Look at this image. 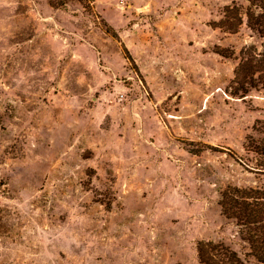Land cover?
<instances>
[{"label": "rangeland", "instance_id": "374dc122", "mask_svg": "<svg viewBox=\"0 0 264 264\" xmlns=\"http://www.w3.org/2000/svg\"><path fill=\"white\" fill-rule=\"evenodd\" d=\"M232 1L0 0V264L248 251L218 201L256 183L264 87L234 78L264 37L212 26Z\"/></svg>", "mask_w": 264, "mask_h": 264}, {"label": "trees", "instance_id": "16d2710c", "mask_svg": "<svg viewBox=\"0 0 264 264\" xmlns=\"http://www.w3.org/2000/svg\"><path fill=\"white\" fill-rule=\"evenodd\" d=\"M81 1V0H80ZM264 37V0H246V4L232 1L223 6L212 26L234 33L241 25ZM223 56L226 50L218 49ZM235 81L247 91L251 85L264 87V48L260 52L241 51L235 69ZM256 136H249L245 151L250 154L256 183L246 186L228 185L220 193L218 204L223 216L236 228L239 239L248 251L242 256L222 240L201 239L196 242L198 264H247L252 256L264 263V120H257Z\"/></svg>", "mask_w": 264, "mask_h": 264}, {"label": "built area", "instance_id": "2783aa9c", "mask_svg": "<svg viewBox=\"0 0 264 264\" xmlns=\"http://www.w3.org/2000/svg\"><path fill=\"white\" fill-rule=\"evenodd\" d=\"M121 1H123V0H121Z\"/></svg>", "mask_w": 264, "mask_h": 264}]
</instances>
